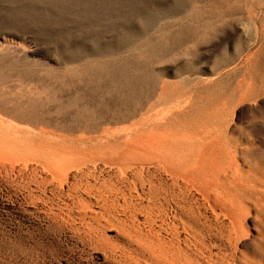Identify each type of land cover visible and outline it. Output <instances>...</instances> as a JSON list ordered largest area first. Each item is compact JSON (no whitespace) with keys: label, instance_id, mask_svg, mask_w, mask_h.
I'll return each instance as SVG.
<instances>
[{"label":"rangeland","instance_id":"374dc122","mask_svg":"<svg viewBox=\"0 0 264 264\" xmlns=\"http://www.w3.org/2000/svg\"><path fill=\"white\" fill-rule=\"evenodd\" d=\"M28 92L38 101L21 107ZM0 99L38 121L9 119L12 133L55 146L73 177L68 191L34 162L0 174V264H163L112 223L106 243L97 239L98 224L125 205L137 213L122 221L180 247L183 264H264V0H0ZM165 131L225 141L213 176L241 210L237 244L231 215L197 187L193 217L181 180L120 157L126 134L141 142Z\"/></svg>","mask_w":264,"mask_h":264},{"label":"bare ground","instance_id":"6f19581e","mask_svg":"<svg viewBox=\"0 0 264 264\" xmlns=\"http://www.w3.org/2000/svg\"><path fill=\"white\" fill-rule=\"evenodd\" d=\"M163 90V89H162ZM163 92V91H162ZM30 93V94H29ZM166 93V92H165ZM242 95V94H241ZM243 97V96H242ZM148 98V97H147ZM33 99V100H32ZM240 99V98H239ZM242 99V98H241ZM21 107L23 105L28 104L32 101V103H35L38 101V97L32 95L31 92H28V94L21 95ZM195 100V99H194ZM7 100L0 99V174L2 173H9V171H12L13 168L17 167L18 163H23L25 166H28L30 162H34V164L38 167L41 166L43 168L48 169V171L53 175V177H61L59 178L60 181H63L64 187L67 188L68 191L72 189V180L73 177L71 176V173L68 171L69 163L67 162L68 158L66 156H62L61 154H58V152L55 150V146L53 147L52 144H49L48 146L43 144H36L32 141L21 139L17 137L14 132L10 130V121L11 119L17 122H33L38 123L37 120L33 119L31 120V117L26 116L25 114H22L21 107H14L8 105L6 102ZM9 101V100H8ZM200 101V100H199ZM243 101V99H242ZM176 102V101H175ZM193 102V101H192ZM240 102V101H239ZM189 104V103H187ZM237 104V103H236ZM19 105V106H20ZM151 105V104H150ZM171 106V105H170ZM191 106V105H190ZM189 106V107H190ZM177 108V107H176ZM182 109V108H181ZM192 109V108H191ZM175 110V109H174ZM215 110V109H214ZM185 111V109H184ZM180 112V111H179ZM183 112V111H182ZM203 112V111H202ZM157 113V112H156ZM154 113V114H156ZM186 113V111H185ZM152 114V113H151ZM153 114V117H154ZM172 115L175 114L174 112L171 113ZM180 114V113H179ZM211 114V113H209ZM214 114V113H213ZM229 114V113H228ZM166 115V114H165ZM178 115L177 113L175 116ZM192 115V114H191ZM202 115V114H201ZM205 115V114H204ZM202 115V116H204ZM217 115V114H216ZM159 116V114H158ZM167 116V115H166ZM169 118H171L170 115H168ZM179 116V115H178ZM184 116V115H183ZM215 116V115H214ZM220 116V115H219ZM144 117V116H143ZM177 117V116H176ZM181 117V116H180ZM196 117V116H195ZM200 116H198L199 118ZM206 115L203 117L202 120H206ZM212 117V116H211ZM218 117V116H217ZM151 118V117H150ZM163 118V116H162ZM165 118V117H164ZM163 118V121H164ZM179 118V117H178ZM183 118V117H181ZM197 118V117H196ZM10 119V121H9ZM143 119V118H142ZM147 119V116H146ZM145 119V120H146ZM156 119V118H155ZM201 119V118H199ZM198 119V120H199ZM218 119V118H216ZM221 119V118H220ZM135 120V119H134ZM144 120V122H145ZM170 120V119H168ZM173 119H171L172 121ZM177 120V118H176ZM208 120V118H207ZM214 121V119H212ZM208 122V125H213L215 123ZM175 121V119H174ZM180 121V119H179ZM192 121V120H191ZM218 121V120H217ZM228 121V120H227ZM143 122V123H144ZM147 122V121H146ZM177 121H175L176 123ZM203 122V121H202ZM204 121V123H207ZM223 122V121H221ZM131 123V122H130ZM166 123V120H165ZM169 123V122H168ZM218 123V122H216ZM27 124V123H26ZM133 124V123H132ZM142 124V122L140 123ZM145 124V123H144ZM150 124V123H149ZM158 124V122H157ZM157 124L155 125L157 127ZM163 124V123H161ZM172 124V123H171ZM184 124V123H182ZM12 125V124H11ZM16 125V123L14 124ZM36 125V124H35ZM33 125V126H35ZM39 125V124H38ZM47 125V124H46ZM153 125V124H152ZM168 126V124L166 123ZM165 125V126H166ZM170 125V123H169ZM178 125V124H177ZM176 125V126H177ZM185 125V124H184ZM206 125V124H205ZM207 125V127H208ZM220 125V123H219ZM37 126V125H36ZM144 126V125H143ZM162 126V125H161ZM160 126V127H161ZM164 126V127H165ZM173 126L170 125V127ZM175 126V127H176ZM179 126V125H178ZM183 126V125H182ZM214 126V125H213ZM15 127V126H14ZM44 127V126H43ZM47 127V126H46ZM141 127V126H140ZM149 127V126H148ZM154 127V126H153ZM174 127V126H173ZM180 127V126H179ZM185 127V126H184ZM183 127V128H184ZM210 127V126H209ZM217 127V126H215ZM144 128V127H143ZM151 128V127H150ZM149 128V130H150ZM178 128V127H177ZM189 128V127H188ZM218 128V127H217ZM216 128V129H217ZM125 129V128H124ZM130 129V128H129ZM157 129V128H156ZM174 129V128H173ZM181 129V128H180ZM214 129V128H213ZM214 129V130H216ZM224 129V128H222ZM221 129V132H222ZM226 129H228L226 127ZM241 129V128H240ZM24 130V129H23ZM126 130V129H125ZM134 130V128H133ZM132 130V131H133ZM139 130V129H138ZM145 130V129H144ZM205 130V128H204ZM225 130V129H224ZM237 130V129H236ZM130 131V130H129ZM128 131V132H129ZM137 131V130H136ZM141 131V130H140ZM218 132V130H216ZM220 131V129H219ZM32 132V131H31ZM30 130L28 133H31ZM37 132V131H35ZM105 132V131H103ZM102 132V133H103ZM127 132V133H128ZM135 132V131H134ZM134 132L126 134V139L124 143V151L121 154V158H123L124 162L127 161H133L134 159H144V160H152L157 162L158 166L162 169L171 172L174 177H176V181L178 182L181 180L183 183V193L181 194L182 198L186 200V208H190L191 215H195V212H193V207L196 206L195 202L197 200V197L195 194H192V191L194 188H198L196 192L203 194L206 196V198L212 202L215 206L219 207V210L221 212H225V214H230V226L228 228V235L229 240L235 244L238 243V233L239 231L242 232L243 228L242 226H239L238 229L236 228V223L239 222L242 215L240 214L241 210L236 208L230 197L227 195L224 189H220L219 186L214 182L215 176H213L214 170L216 167L220 166V162L226 161V158H228V154L226 152V149L222 146V143L224 139H222V143L220 141V136L218 137L217 133H213L214 131L206 132L204 131V134L202 133L198 135L193 136H179L176 134H173L169 131H165L164 135L158 138H148L144 139L141 142H138V139H140L141 134H137ZM224 132V131H223ZM228 132V131H227ZM18 133V132H17ZM39 133H41L44 136H51V133L45 132L43 130H39ZM111 133V132H110ZM188 133V132H187ZM193 134V133H192ZM220 134V133H219ZM226 134V133H225ZM224 134V136H225ZM255 134V133H254ZM21 135V134H19ZM35 135V134H34ZM104 135V133H103ZM123 135V134H122ZM23 137L25 135H22ZM53 136V135H52ZM102 136V135H101ZM26 137V136H25ZM63 137V136H62ZM106 137V136H105ZM105 137H102L105 138ZM117 137V136H116ZM119 137V136H118ZM226 137V136H225ZM144 138V137H142ZM250 138V137H249ZM61 139V138H60ZM68 139V138H67ZM101 139V140H102ZM110 139V138H109ZM81 140V139H79ZM86 140V138H85ZM93 140V139H92ZM107 140V139H106ZM65 141V138H64ZM89 141V140H88ZM108 141V140H107ZM241 141V140H240ZM37 142V140H36ZM74 142V141H73ZM95 142V141H94ZM112 142V141H111ZM116 142V140H115ZM179 142L186 143L184 146L185 153H180L175 151V146L178 145ZM65 143V142H64ZM67 143V142H66ZM76 143V142H75ZM80 143V142H79ZM97 143V142H96ZM104 144L105 142L102 141ZM108 144L110 142H107ZM181 143V144H182ZM45 144V143H44ZM83 144V143H82ZM94 144V143H93ZM101 144V143H100ZM107 144V145H108ZM77 145V144H76ZM88 145V143H87ZM117 145V143H116ZM115 145V146H116ZM101 146V145H100ZM183 146V145H182ZM94 147V146H92ZM114 147V146H113ZM121 146L120 148H122ZM57 148V147H56ZM98 148V146H97ZM119 148V149H120ZM250 148V147H249ZM85 149V148H84ZM87 149V148H86ZM105 149V148H104ZM103 149V150H104ZM242 149V148H241ZM63 150V149H62ZM93 150V149H92ZM244 151V149H242ZM251 150V149H250ZM248 150V152L250 151ZM196 151V154H195ZM245 151H247L245 149ZM101 153V152H100ZM245 153V152H243ZM117 154V153H116ZM115 154V155H116ZM185 154V155H184ZM247 154V153H246ZM184 155V161L182 156ZM256 155V154H255ZM238 156V154H237ZM243 156H245L243 154ZM103 159L104 156L102 155ZM117 157V156H116ZM115 157V158H116ZM255 157V156H254ZM237 158V157H236ZM235 158V159H236ZM241 158V157H240ZM97 159V158H95ZM257 160V159H256ZM69 161V160H68ZM229 161V160H228ZM227 161V162H228ZM234 161V160H233ZM109 162V161H108ZM226 162V163H227ZM231 162V161H230ZM236 162V161H235ZM244 162V161H243ZM234 163V162H233ZM248 163V162H247ZM77 164V163H75ZM116 164V163H115ZM146 164V163H145ZM229 164V163H228ZM109 165V164H108ZM130 165V164H129ZM231 165V164H230ZM234 165V164H232ZM121 166V165H120ZM147 166V165H146ZM237 167V165H236ZM245 166H243L244 168ZM227 169V168H226ZM223 170V169H222ZM221 170V171H222ZM238 171V170H237ZM256 171V170H255ZM63 172V173H62ZM220 173V172H219ZM231 173V171H230ZM254 173V171H253ZM218 174V173H217ZM4 175V174H3ZM251 175V174H250ZM257 175V174H256ZM164 176V175H163ZM218 177V176H216ZM228 177V176H227ZM1 178V177H0ZM225 178V177H224ZM223 178V179H224ZM185 179H189V182L185 181ZM218 179V178H217ZM160 180V179H159ZM235 180V179H234ZM238 180V179H237ZM241 180V179H240ZM239 180V181H240ZM234 182V181H233ZM164 183V182H163ZM214 183L213 186H210V184ZM246 183V182H245ZM254 183V182H253ZM262 183V182H261ZM219 184V183H218ZM225 184V183H224ZM230 184V183H229ZM249 185V184H248ZM254 185V184H252ZM232 186V184H231ZM250 186V185H249ZM255 186V185H254ZM237 187V186H236ZM235 187V188H236ZM242 187H247L243 184H241ZM251 187V186H250ZM257 187V186H256ZM232 188V187H231ZM262 188V187H261ZM91 189V188H90ZM252 191V190H251ZM243 192V191H241ZM147 194V193H146ZM255 195V194H254ZM242 196V195H241ZM252 196V195H251ZM187 199L189 201H187ZM140 200V199H139ZM237 200V199H236ZM234 201V199H233ZM256 201V200H254ZM246 202V201H245ZM250 202V200H249ZM100 203V202H99ZM165 203V202H164ZM248 203V201H247ZM251 203V202H250ZM253 203V202H252ZM258 203V202H257ZM258 206V205H257ZM126 207V208H125ZM183 206L180 207V209ZM110 208V207H109ZM125 209L129 210L128 212L125 211L123 215H117L114 214L115 217L112 216V219H109L104 222V224H98V226H101L100 230L97 232V239L101 241L102 243H106L104 240L105 235L107 233L108 228L106 225L112 223L119 232L123 233L126 237H128L130 240H133L138 244L139 247L147 249L149 252V256H155L157 259L161 260L163 264H179L180 262L176 261V257H180L182 259V263L186 261L185 254L182 253L180 247H174L168 245L160 236V234L156 233L157 235L153 234L152 229H144L140 228L139 226H132L130 223L126 224L124 221H122L121 217H124V220L132 221V219L135 218L134 214L137 213L135 209L131 210V207L125 205ZM252 208V207H251ZM178 209V210H180ZM262 209V207H261ZM164 210V209H163ZM264 211V209H262ZM134 211V214H133ZM173 211V210H172ZM252 211V210H251ZM184 214V213H183ZM260 214V213H259ZM264 214V213H263ZM141 217V216H140ZM143 217V216H142ZM262 217V216H261ZM256 218V217H255ZM204 219V218H203ZM251 219V218H250ZM170 222V221H169ZM256 222V221H255ZM134 224V220L132 221ZM172 224V223H169ZM184 226V234L187 239H190L194 233V230L188 226L186 223L182 222ZM222 224V223H221ZM254 225V224H253ZM249 226V225H248ZM261 226V225H258ZM224 227V225H223ZM255 227V226H254ZM264 227V225H263ZM256 229V228H255ZM162 228L160 229V231ZM223 231V230H222ZM258 231V228H257ZM261 232V230H260ZM175 234V233H173ZM179 233L177 232V235ZM258 234V233H257ZM214 235V234H213ZM254 239V237H253ZM154 240V244H150L151 241ZM217 241V240H216ZM259 241V240H258ZM262 242V241H261ZM186 243V242H185ZM151 245V246H150ZM186 247L187 244H185ZM259 245V244H258ZM257 245V246H258ZM157 246L158 249H154L153 247ZM256 247V246H254ZM264 247V246H263ZM258 248V247H257ZM232 249V248H231ZM151 250V251H150ZM257 250V249H256ZM255 250V252H256ZM241 251V250H240ZM240 253V252H239ZM242 253V252H241ZM244 253V251H243ZM257 254V253H256ZM115 256V255H114ZM236 256V255H235ZM254 257V256H253ZM260 257V256H259ZM131 259L132 257L129 256ZM236 258V257H235ZM251 258V257H250ZM255 259V258H254ZM263 260V259H262ZM259 262V261H257ZM225 263V262H224ZM263 263V262H262Z\"/></svg>","mask_w":264,"mask_h":264}]
</instances>
